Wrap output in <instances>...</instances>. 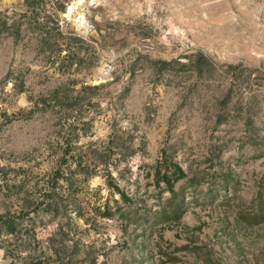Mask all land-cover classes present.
Here are the masks:
<instances>
[{"label": "rangeland", "instance_id": "374dc122", "mask_svg": "<svg viewBox=\"0 0 264 264\" xmlns=\"http://www.w3.org/2000/svg\"><path fill=\"white\" fill-rule=\"evenodd\" d=\"M27 1L0 0V264H264V0Z\"/></svg>", "mask_w": 264, "mask_h": 264}, {"label": "trees", "instance_id": "16d2710c", "mask_svg": "<svg viewBox=\"0 0 264 264\" xmlns=\"http://www.w3.org/2000/svg\"><path fill=\"white\" fill-rule=\"evenodd\" d=\"M26 1H27V0H26ZM37 3H38V2H35V1H32V2L29 1V0L27 1V5H28V7H34L35 5H37ZM38 5H39V4H38Z\"/></svg>", "mask_w": 264, "mask_h": 264}]
</instances>
